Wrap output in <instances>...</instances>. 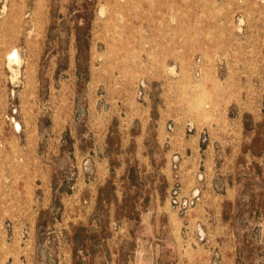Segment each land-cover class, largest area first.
<instances>
[{"label": "rangeland", "instance_id": "1", "mask_svg": "<svg viewBox=\"0 0 264 264\" xmlns=\"http://www.w3.org/2000/svg\"><path fill=\"white\" fill-rule=\"evenodd\" d=\"M149 153L182 264H264V0H0V264H131Z\"/></svg>", "mask_w": 264, "mask_h": 264}, {"label": "crops", "instance_id": "2", "mask_svg": "<svg viewBox=\"0 0 264 264\" xmlns=\"http://www.w3.org/2000/svg\"><path fill=\"white\" fill-rule=\"evenodd\" d=\"M247 116H244V121H246ZM154 124L158 125L159 127L156 129H162L163 121L161 119H157L154 117ZM151 126L149 125L150 132ZM229 131H236V129H229ZM239 132L246 135L247 128L246 124H242L239 128ZM165 135L157 137V139L152 140V144H149V147L156 148H165V142L166 139L164 138ZM136 141H133L132 144L138 143V137L135 135ZM246 138V136H245ZM149 141V140H148ZM245 142V140H243ZM143 148H147L146 142H144ZM152 149V148H149ZM165 155V154H164ZM168 156H163L157 159H153L152 155L149 153L148 157H143V174H142V180L144 181V185H132L130 176L128 177V181L126 184V187L128 190H131L132 187H136L137 189H140L142 191L141 198L142 202L139 205H132L126 206V212L127 214L131 213H137L142 214L141 218L133 219L136 226L138 224L142 225L143 234L137 235V238L132 239L131 241L135 242L137 246V249L140 248V250L134 249V247H131V244L133 242L128 241L127 242V249L128 252H131L130 256L132 258L131 264H182L179 253L177 251L176 245L177 242L173 236V234L170 236L168 233V238H166V241L164 240V236H167V232H162V228L166 226V224L169 226L170 223H166V221L170 222V217L167 218L165 213H170V210L167 206L166 199V191L168 189V181L170 184L171 177L169 175H166V164L168 163ZM137 166L140 165L139 162H137L135 159L133 160ZM160 161V163H159ZM156 164L160 167V169H156ZM133 165V164H132ZM164 174V175H163ZM134 179V178H133ZM168 185V186H167ZM129 193V192H128ZM86 211V209H85ZM86 213V212H85ZM129 217V215H128ZM167 218V219H166ZM86 219V216L84 217ZM127 223H132L131 219H127ZM90 222H84L83 220L79 222V227H86V225H89ZM146 225V226H144ZM67 226L70 228L71 223L67 220ZM146 227V228H145ZM146 229V230H145ZM148 230V236L145 234ZM70 247L72 248V243H70ZM95 251L94 256L96 257L97 252H101L102 243L99 241L98 247L99 251L97 250V241H95ZM130 245V247H129ZM74 248V245H73ZM70 253L72 250H69ZM68 251V252H69ZM87 250H85L86 253ZM67 253V251H66Z\"/></svg>", "mask_w": 264, "mask_h": 264}, {"label": "bare ground", "instance_id": "3", "mask_svg": "<svg viewBox=\"0 0 264 264\" xmlns=\"http://www.w3.org/2000/svg\"><path fill=\"white\" fill-rule=\"evenodd\" d=\"M18 59H19V56H18V52H14V53H12L11 55H10V61L11 62H14V61H18ZM8 60V59H7ZM16 63V62H15Z\"/></svg>", "mask_w": 264, "mask_h": 264}]
</instances>
